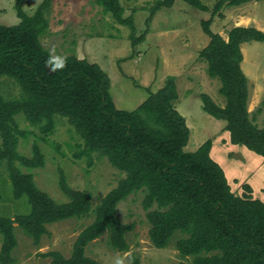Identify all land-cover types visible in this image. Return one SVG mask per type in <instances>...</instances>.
I'll use <instances>...</instances> for the list:
<instances>
[{
	"label": "trees",
	"instance_id": "1",
	"mask_svg": "<svg viewBox=\"0 0 264 264\" xmlns=\"http://www.w3.org/2000/svg\"><path fill=\"white\" fill-rule=\"evenodd\" d=\"M52 1L43 0L28 15L17 0L19 23L0 24V79L9 77L21 89L12 99L0 93V170L4 167L7 172L13 197L26 196L31 206L29 213L17 214L14 219L0 216V264H15L16 226L37 243L47 232V224L92 212L95 218L75 238L70 256L48 251L44 256L50 258L49 264H101L87 256L85 249L105 233L112 248L127 251L126 234L132 225L121 221L117 206L137 192L143 193L141 205L154 247H167L180 234L175 246L183 258H191L190 264H264V201L254 198L247 184L241 195L232 191L223 169L210 155L211 140L195 151L184 149L190 129L175 107V77L168 76L164 86L149 93L136 109L123 110L116 108L109 93L110 78L97 63L69 55L64 69L50 71L47 61L51 53L40 37L48 29L45 14ZM183 1L203 12L210 9L200 0ZM250 1L261 0H216L211 12L221 14L224 6ZM97 2L116 21L131 26L133 45L140 40L135 38L132 19L123 17L119 0ZM174 2L155 0L151 16ZM210 24V19L203 20L208 43L199 56L206 60L209 74L220 79L219 92L226 103L221 107L203 93V109L225 122L223 131L229 132L231 143L246 146L264 161V121L260 127L255 114L248 111V80L241 68V45L264 41V32L235 26L225 40ZM19 114L44 134L52 132L54 115L67 117L70 131L83 141V148L74 156L79 159L84 155L90 163L92 154L99 153L125 176L96 206L85 191L70 187L61 176L59 185L68 200L57 202L36 186L31 172L44 166L39 147L34 145L29 157L17 151L19 135L26 138L28 134L17 127L15 117ZM131 264L140 261L134 257Z\"/></svg>",
	"mask_w": 264,
	"mask_h": 264
},
{
	"label": "rangeland",
	"instance_id": "2",
	"mask_svg": "<svg viewBox=\"0 0 264 264\" xmlns=\"http://www.w3.org/2000/svg\"><path fill=\"white\" fill-rule=\"evenodd\" d=\"M16 1L0 0V24L19 23ZM42 1L21 0V7L26 14L32 15ZM200 1L209 6V11L203 12L183 0H175L170 8H161L151 16L150 9L155 0H119L123 17L132 19L135 38H140L133 45L131 26L116 21L97 0H53L45 14L49 26L40 41L51 54L55 50L54 55H74L97 63L110 78L109 93L118 109H136L149 93L164 86L168 76H174L178 93L175 107L190 129L184 149L192 152L211 140L210 155L226 177L231 178L232 191L241 195L243 185L247 184L254 198L264 201L263 157L244 145L231 143L229 132L223 131L225 122L203 109V93L221 107L225 106L226 98L219 92L220 79L209 74L206 60L199 56V51L208 43L203 20L210 19V29L226 39L229 30L235 26L254 27V18L263 20L261 25L264 26V0L224 6L221 14L214 15L211 8L216 0ZM241 49L245 60L241 64L243 72L253 82H259L261 90L263 86L262 98L252 101L250 93L248 98V111L255 114L256 123L261 127L264 121V41L245 42ZM19 92L18 83L9 77H1L0 93L5 99H12ZM15 118L18 129L28 133L26 138L19 135L17 151L29 157L33 146L39 147L44 155V166L31 172L36 186L57 202L68 200L59 185L61 176L70 187L85 191L93 206L125 176L99 153L92 154L90 163L84 155L79 159L74 156L75 151L83 148V141L70 131L67 117L54 115L55 125L48 134L29 124L22 114ZM1 139L0 135V145ZM21 169L26 171L24 167ZM142 197V192L131 194L117 206L121 221L132 225L126 234L128 250L120 252L112 248L105 233L87 245L86 255L101 264H115L117 259L123 264H131L134 257L140 264H177L180 261L190 264L191 258H183L176 249L175 241L180 234L174 236L167 247L152 245ZM30 208L26 196L13 197L10 179L4 167L1 168L0 216L14 219L17 214L29 213ZM94 218L92 212L83 218L47 224V232L37 243L16 226L15 264H49L50 258L44 253L51 250L69 257L75 238ZM1 242L0 234V247Z\"/></svg>",
	"mask_w": 264,
	"mask_h": 264
},
{
	"label": "crops",
	"instance_id": "3",
	"mask_svg": "<svg viewBox=\"0 0 264 264\" xmlns=\"http://www.w3.org/2000/svg\"><path fill=\"white\" fill-rule=\"evenodd\" d=\"M241 15H239V17H240ZM255 16V15H254ZM246 19H248L249 20V17L248 16H246ZM263 19V18H262ZM254 23H255V25H254V27H256V28H258L259 30H262V31H264V26H262L261 25V22L263 21V20H261V19H256V18H254ZM224 39H225V37H224ZM227 39V38H226ZM225 39V40H226ZM243 44H245V43H243ZM242 44V45H243ZM245 62V60H244V58H243V60H242V63L241 64H243ZM242 68V67H241ZM245 74V73H244ZM248 79V91H249V93H250V96H251V99H252V101L253 100H256L257 98H262V94H263V86H262V90H261V88L258 86V84H259V82H253L252 80H250V78L249 77H247ZM260 84H262V83H260ZM252 85H254V87H255V89L253 90V92L251 93V86ZM253 87V88H254ZM226 134V133H225ZM227 179H228V181H229V184H230V180H231V178L228 176L227 177Z\"/></svg>",
	"mask_w": 264,
	"mask_h": 264
},
{
	"label": "clouds",
	"instance_id": "4",
	"mask_svg": "<svg viewBox=\"0 0 264 264\" xmlns=\"http://www.w3.org/2000/svg\"><path fill=\"white\" fill-rule=\"evenodd\" d=\"M54 51L55 50H53V54H50V58L47 61L49 70L50 71L62 70L66 67L67 58L54 55ZM115 264H123V261L121 259H117L115 261Z\"/></svg>",
	"mask_w": 264,
	"mask_h": 264
},
{
	"label": "water",
	"instance_id": "5",
	"mask_svg": "<svg viewBox=\"0 0 264 264\" xmlns=\"http://www.w3.org/2000/svg\"><path fill=\"white\" fill-rule=\"evenodd\" d=\"M47 68L49 69L48 65H47Z\"/></svg>",
	"mask_w": 264,
	"mask_h": 264
}]
</instances>
